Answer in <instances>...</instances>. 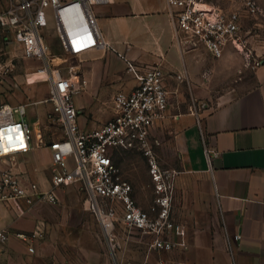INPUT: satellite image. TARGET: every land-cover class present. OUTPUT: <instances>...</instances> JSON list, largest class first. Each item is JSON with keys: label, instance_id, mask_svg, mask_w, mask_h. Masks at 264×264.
<instances>
[{"label": "crops", "instance_id": "1", "mask_svg": "<svg viewBox=\"0 0 264 264\" xmlns=\"http://www.w3.org/2000/svg\"><path fill=\"white\" fill-rule=\"evenodd\" d=\"M3 3L0 0V6ZM95 10L107 45L64 64L73 68L65 74H72L83 88L74 95L81 129L90 131L110 120L114 95L134 89L137 81L128 61L140 71L160 64L170 72L168 115L155 124L152 135L159 141L156 150L162 165L178 172L172 218L185 226L188 245L149 251L141 239H134L123 245L124 263L264 264V45L257 44L248 63L231 47L219 59L203 48L189 50L176 39L166 0H111ZM257 35L252 40L257 42ZM58 52L55 56L62 61ZM47 103L51 111L52 104ZM206 148L212 151L211 163ZM21 156L39 167L41 158L43 163L52 159V151L48 145ZM117 157L135 199L147 209L154 198L152 180L140 187L135 167L125 169ZM35 176L43 189L50 187L40 173ZM70 214L45 203L0 201V230L9 235L0 245V264H84V246L81 252L77 246L72 258L64 251L70 244L66 243ZM37 226L42 236L30 242L18 237ZM96 254L86 258L87 264H111L101 251Z\"/></svg>", "mask_w": 264, "mask_h": 264}, {"label": "built area", "instance_id": "2", "mask_svg": "<svg viewBox=\"0 0 264 264\" xmlns=\"http://www.w3.org/2000/svg\"><path fill=\"white\" fill-rule=\"evenodd\" d=\"M111 0H5L0 6V79L5 73L3 44L14 40L25 57L44 60L49 77L52 104L49 118L56 121L61 135L49 147L52 151L50 187L43 189L11 166L0 171V201L23 202L28 206L60 203L58 189L80 184L86 193L85 207L99 224L114 264H124L119 249L134 239L143 241L149 251H172L186 248L187 230L172 218L173 197L178 172L165 168L157 153L159 141L153 137L156 123L168 115L170 72L162 65L140 71L128 61L136 86L130 92L119 91L113 98V117L98 127L85 131L78 123L74 95L83 88L75 84L67 61L53 64L48 59L50 46L45 31L52 25L63 55L80 57L105 47L107 42L98 25L96 6ZM179 44L189 50L203 48L215 59L222 58L228 47L244 52V20L261 12L256 0H247L244 8L226 10L218 0H166ZM54 67H57L54 69ZM180 81L182 74L175 75ZM28 104L0 105V161L32 150L31 127L26 120ZM42 141L41 132L39 137ZM141 151L147 160L154 188V198L147 209L134 197V188L122 176L116 162L119 151ZM211 163L212 151L205 149ZM214 154V153H213ZM73 159L74 166L69 162ZM37 226L30 234L18 233L26 242L42 236ZM6 230H0V245L8 241ZM240 234L235 235L239 240ZM34 246L29 251L34 252Z\"/></svg>", "mask_w": 264, "mask_h": 264}, {"label": "rangeland", "instance_id": "3", "mask_svg": "<svg viewBox=\"0 0 264 264\" xmlns=\"http://www.w3.org/2000/svg\"><path fill=\"white\" fill-rule=\"evenodd\" d=\"M246 1L247 0H218V3L226 10H234L244 8ZM256 1L261 8V12L247 17L242 27L246 39L244 52L230 46L233 51L240 52V55L243 56L246 63H248V61H253L257 44L261 43L264 45V40L262 39V36L264 37V0ZM51 28L52 25H49V28L45 31V37L50 46L48 59L51 60L53 64L57 65V62L60 63L61 61L56 58L58 56H55V52H58V40ZM255 34H259L256 37V39H258L257 42L252 40V35ZM3 52L2 60L5 65V73L3 78L0 79V105L2 103H25L29 105L26 120L31 127V151L36 152L42 148V146L47 147L54 139L61 135V130L57 122L49 118L50 106L49 103H47L48 101L43 103L44 100L49 98L50 83L48 80L44 81L42 77L35 73V71L45 65V61L25 57L21 45L14 40L4 42ZM58 53L62 55L60 51ZM54 58L56 59L53 60ZM62 58L66 59V63H69L74 57L63 55ZM56 68L57 67H54V69ZM250 76L251 74L249 75L248 73V77ZM240 77L241 72L236 75V81L239 80ZM33 120H35V124ZM39 131H41L42 141L38 138ZM119 157V163L125 169L129 167L130 164L135 167L134 172L140 187H143L145 184L149 186L151 176L148 173L146 157L141 151H119L117 159ZM70 160L71 162H69V164L73 167V159ZM40 162L43 165L37 167V165H34L33 160L29 159L27 156H16L6 161H0V171L5 166H11L15 171L22 173L26 179H36L38 181L39 178L35 175L40 173L43 177L42 181H45V184L48 185L52 175V159L47 163H43L44 160L41 158ZM37 168L39 171L36 170ZM39 182L41 183V181ZM58 192L60 194V203L57 206H50L59 209L66 208L70 213H73V215L70 214L72 216L69 218V224L67 225L70 242L66 241V243L70 244L65 247V253L72 258L77 253V246H79L78 249L84 246V257L86 261L84 264L88 263L86 258L89 256H96V253L99 251H101V256L103 258L108 259L111 264H114L99 224L85 207L84 200L86 193L80 184H67L61 187ZM81 251L83 250L80 249L79 252ZM119 255L124 262L125 248H123V246L119 249Z\"/></svg>", "mask_w": 264, "mask_h": 264}, {"label": "bare ground", "instance_id": "4", "mask_svg": "<svg viewBox=\"0 0 264 264\" xmlns=\"http://www.w3.org/2000/svg\"><path fill=\"white\" fill-rule=\"evenodd\" d=\"M53 60H55V59H53ZM35 73H36L37 75H39L40 77H42V78L44 79V81H46L47 78L49 77L48 72H47L44 68H40V69H38L37 71H35ZM42 82H43V81H42ZM38 137H39V136H38Z\"/></svg>", "mask_w": 264, "mask_h": 264}]
</instances>
